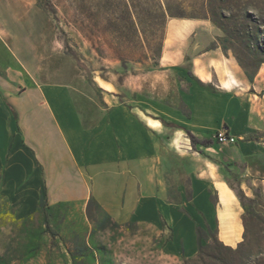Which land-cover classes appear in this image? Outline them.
I'll use <instances>...</instances> for the list:
<instances>
[{
	"label": "crops",
	"instance_id": "crops-1",
	"mask_svg": "<svg viewBox=\"0 0 264 264\" xmlns=\"http://www.w3.org/2000/svg\"><path fill=\"white\" fill-rule=\"evenodd\" d=\"M15 2L24 4L25 0H0V19L15 16ZM218 32L209 21L173 19L167 23L158 67L162 75L172 69L187 77V89L180 91L187 114L168 105L143 108L134 76L135 106L105 107L92 123L85 121L69 86L38 83L25 72V61L0 36V200L19 218H27L41 211L42 194L47 208L72 204L84 210L93 199L116 224L167 227L173 237L163 251L169 254L177 253L182 243L183 254L193 256L200 223L215 225L224 244H238L244 232L242 209L227 183L247 194V183L263 182L261 169L253 163L264 152V95L249 94L256 78L249 83L220 47H208ZM127 82L126 78L122 88ZM151 85L158 87L159 82L151 81ZM158 119L186 127L200 138L212 137L226 125L236 140L230 145H237L240 156L224 154L223 159L229 168L244 166L238 184L229 179L218 158L196 157L200 154L188 149L189 140L184 142L181 131L172 132L175 141L182 139L181 150L173 151L162 136L166 127ZM191 159L197 162L191 202L193 211L202 215L201 222L182 211L183 202L170 200L165 180L176 162L181 165ZM222 193L228 202L222 203Z\"/></svg>",
	"mask_w": 264,
	"mask_h": 264
},
{
	"label": "rangeland",
	"instance_id": "rangeland-1",
	"mask_svg": "<svg viewBox=\"0 0 264 264\" xmlns=\"http://www.w3.org/2000/svg\"><path fill=\"white\" fill-rule=\"evenodd\" d=\"M124 3L125 0L15 2V16L0 19V36L25 61V72L32 74L38 83L69 86L87 122L96 121L104 114L105 107L121 103L135 106L136 97L131 90L134 76L138 77L137 91L142 96L143 108L160 109L168 105L187 114L180 95V91L187 89L188 82L184 81L187 77L172 69L162 75L156 66L161 55L156 58L152 52L159 34L153 38L151 30H147L144 35L137 32L126 36ZM258 7L264 10V0L259 1ZM263 10H256L254 16L264 21ZM170 20L173 19L166 21L164 34ZM261 31L264 38L263 27ZM218 33L216 39L222 37ZM216 39L209 48L220 47ZM227 57L234 61L230 52ZM126 78L129 82L122 88ZM255 78L254 87L248 93L259 97L264 95V65ZM154 80L159 82L158 87L151 85ZM203 87L212 90L210 86ZM103 89L110 90V94ZM252 99L258 101L256 97ZM172 132L165 128L162 136L173 151L181 150L179 143L186 137L183 134L182 139L175 141L176 134ZM261 136L264 147V133ZM216 149H202V155H195L218 158L229 179L237 185L244 166L229 168L230 163L223 159L224 154L239 158L237 145L220 144ZM195 163L193 159L181 165L176 162L165 180L170 200L183 202L182 211L201 222L202 215L193 211L191 202ZM253 164L261 169L263 182L250 183L251 176L245 178L250 192L243 193L249 199L246 202L249 211L245 213L241 208L244 232L240 242L244 237L245 244L237 251L240 242L235 245L221 242L215 225L197 226L204 231L200 249L197 247L193 256L186 257L182 243L175 254L163 251L173 233L160 224H116L95 206L87 213V207L83 210L72 204L19 218L13 208L0 200V264H264V152ZM221 197L222 203L228 202L226 194L222 193ZM210 200L215 202V196Z\"/></svg>",
	"mask_w": 264,
	"mask_h": 264
},
{
	"label": "trees",
	"instance_id": "trees-1",
	"mask_svg": "<svg viewBox=\"0 0 264 264\" xmlns=\"http://www.w3.org/2000/svg\"><path fill=\"white\" fill-rule=\"evenodd\" d=\"M259 1L262 0H125V17L123 18L124 29L127 31L125 34L127 37L129 34L137 32L144 35L148 32L147 30H151L153 38L159 34L152 52L153 56L158 58L162 52L164 29L168 19L209 21L222 34V37L217 38L216 41L220 44L223 54L227 56V53L230 52L247 81L253 83L259 68L264 65V38L261 31L262 27L264 28V21L254 16L256 10L259 9V12L263 10L258 7ZM120 61L125 60L120 58ZM199 85L203 86L200 82ZM158 120L162 126L171 129L173 132H183L189 140L191 149L198 154L202 155V149L211 148L218 144L213 140V136L200 138L186 127L166 122L163 119ZM223 127L227 128L226 125ZM227 185L234 192L241 208L245 213H248L249 207L246 202L249 199L239 186H233L230 183ZM91 206L102 211L98 204L90 199L87 203V213ZM40 209L41 211L47 209L44 194L41 195ZM107 218L111 220L108 216ZM196 233L200 249L201 236L204 231L197 227ZM212 237L215 242H218L215 235ZM219 244L225 248L221 243ZM244 244L243 237L236 251Z\"/></svg>",
	"mask_w": 264,
	"mask_h": 264
},
{
	"label": "built area",
	"instance_id": "built-area-1",
	"mask_svg": "<svg viewBox=\"0 0 264 264\" xmlns=\"http://www.w3.org/2000/svg\"><path fill=\"white\" fill-rule=\"evenodd\" d=\"M213 140L216 141L218 144H234L236 142L235 138L228 133V129L225 127H221L213 135Z\"/></svg>",
	"mask_w": 264,
	"mask_h": 264
},
{
	"label": "bare ground",
	"instance_id": "bare-ground-1",
	"mask_svg": "<svg viewBox=\"0 0 264 264\" xmlns=\"http://www.w3.org/2000/svg\"><path fill=\"white\" fill-rule=\"evenodd\" d=\"M149 123H150L151 125H153V126H159V123L154 122V121H149ZM177 135H178V136H179V135H182V133H181V132H178ZM184 141L188 142V139L185 138ZM188 149H189V148H188Z\"/></svg>",
	"mask_w": 264,
	"mask_h": 264
}]
</instances>
